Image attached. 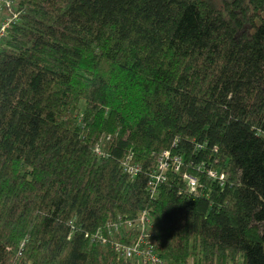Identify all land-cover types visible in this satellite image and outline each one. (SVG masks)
Instances as JSON below:
<instances>
[{
  "label": "trees",
  "instance_id": "1",
  "mask_svg": "<svg viewBox=\"0 0 264 264\" xmlns=\"http://www.w3.org/2000/svg\"><path fill=\"white\" fill-rule=\"evenodd\" d=\"M13 1L0 264H140L94 237L145 211L164 264H264V0Z\"/></svg>",
  "mask_w": 264,
  "mask_h": 264
},
{
  "label": "built area",
  "instance_id": "2",
  "mask_svg": "<svg viewBox=\"0 0 264 264\" xmlns=\"http://www.w3.org/2000/svg\"><path fill=\"white\" fill-rule=\"evenodd\" d=\"M14 6L13 0H0V13L3 10H11ZM20 17V13L16 12L4 17L0 23V42L7 35L8 28L13 25ZM96 152L101 156L104 152L97 148ZM183 160L177 156H172L171 152L162 153L158 159L156 170L150 175L149 190L152 197L156 195L159 186L167 181V171L174 169L179 171ZM123 171L130 177H136L142 173V166L132 161V155L127 156L121 162ZM212 177L216 174L212 173ZM189 180L191 188H195L196 180L185 176ZM152 228L153 223L148 213L143 212L136 220L125 219L121 216L110 220L106 225L109 238H107L101 230L95 234V239L104 244H110L116 252L126 260H138L140 264H164V260L156 254L154 245L152 244ZM125 232H132L135 238L130 244L123 243L116 239V236H124Z\"/></svg>",
  "mask_w": 264,
  "mask_h": 264
},
{
  "label": "rangeland",
  "instance_id": "3",
  "mask_svg": "<svg viewBox=\"0 0 264 264\" xmlns=\"http://www.w3.org/2000/svg\"><path fill=\"white\" fill-rule=\"evenodd\" d=\"M0 17H1V14H0ZM3 17V16H2Z\"/></svg>",
  "mask_w": 264,
  "mask_h": 264
}]
</instances>
